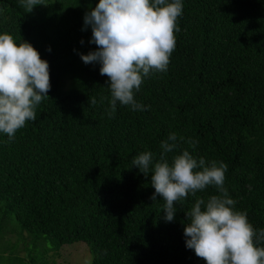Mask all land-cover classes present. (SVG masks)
<instances>
[{"label": "trees", "instance_id": "1", "mask_svg": "<svg viewBox=\"0 0 264 264\" xmlns=\"http://www.w3.org/2000/svg\"><path fill=\"white\" fill-rule=\"evenodd\" d=\"M42 2L25 12L0 0V33L39 52L51 85L34 121L12 140L0 133V264H37L36 248L41 264H54L77 242L90 264H206L185 247V213L222 193L189 194L167 222L164 200L151 199V174L132 166L145 150L158 160L170 133L169 161L187 149L226 164L234 209L264 229V0H183L167 71L145 77L134 94L146 110L117 103L111 115L108 77L80 59L97 48L83 17L98 0ZM19 243L27 261L9 253Z\"/></svg>", "mask_w": 264, "mask_h": 264}, {"label": "clouds", "instance_id": "2", "mask_svg": "<svg viewBox=\"0 0 264 264\" xmlns=\"http://www.w3.org/2000/svg\"><path fill=\"white\" fill-rule=\"evenodd\" d=\"M17 3L25 12L43 5L42 0ZM182 10L183 0H98L86 12L83 23L91 28L89 43L97 48L81 53L80 59L85 64L98 63L99 73L108 77L109 115L117 103L133 111L146 110L147 105L134 94L145 77L167 71ZM50 87L49 65L39 52L27 41L17 43L10 34L0 33V133L12 140L26 121H34L36 107L48 98ZM176 140V134L170 133L161 141L158 160L147 150L132 160L139 172L151 174V199L156 200L158 194L164 200V220L173 221L174 202L215 186L222 195L206 201L198 198L185 213L189 219L183 228L185 247L206 264H264V247L258 246L264 241V229L254 230L246 212L234 209L235 201L223 187L227 165L206 163L187 149L169 161L167 154L176 149ZM189 144L195 146L194 141Z\"/></svg>", "mask_w": 264, "mask_h": 264}, {"label": "rangeland", "instance_id": "3", "mask_svg": "<svg viewBox=\"0 0 264 264\" xmlns=\"http://www.w3.org/2000/svg\"><path fill=\"white\" fill-rule=\"evenodd\" d=\"M9 238L12 244H14L17 240V238L13 235H10ZM26 248L32 250L33 246L31 244H27ZM10 252H12L13 254L16 253L19 257L24 258L26 261L28 260L26 258V252L23 249L22 243H19L14 247L12 246V248H10L9 250V253ZM34 253H36L35 257L37 264H41L43 263V261H45L41 260L44 255L41 253L40 250L37 251L36 248L34 250ZM90 260L91 255L89 253L88 247L82 242H77L70 245L62 246V249L59 251L58 256L54 258V264H90Z\"/></svg>", "mask_w": 264, "mask_h": 264}]
</instances>
